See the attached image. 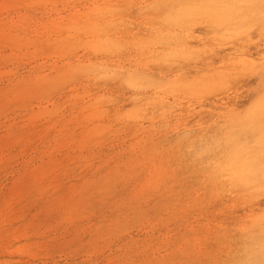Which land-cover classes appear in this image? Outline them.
Returning a JSON list of instances; mask_svg holds the SVG:
<instances>
[{
  "label": "rangeland",
  "instance_id": "374dc122",
  "mask_svg": "<svg viewBox=\"0 0 264 264\" xmlns=\"http://www.w3.org/2000/svg\"><path fill=\"white\" fill-rule=\"evenodd\" d=\"M0 264H264V0H0Z\"/></svg>",
  "mask_w": 264,
  "mask_h": 264
}]
</instances>
